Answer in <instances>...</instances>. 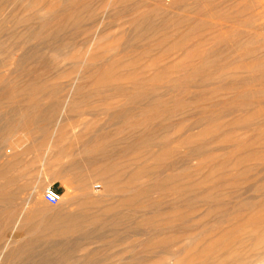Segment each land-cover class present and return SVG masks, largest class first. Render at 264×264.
<instances>
[{
    "label": "bare ground",
    "instance_id": "bare-ground-1",
    "mask_svg": "<svg viewBox=\"0 0 264 264\" xmlns=\"http://www.w3.org/2000/svg\"><path fill=\"white\" fill-rule=\"evenodd\" d=\"M1 1L0 4L3 3ZM69 1L67 6L61 5L63 8L55 14L56 18L43 26L47 32L46 38L52 39V43L55 40V46L51 49L59 52V55L65 51L59 58L67 62V68L61 72L62 78L70 83L82 79L84 83L96 87L113 86V91L119 93L127 91V88H123L126 85L132 86L139 99L133 94L134 106L131 109L114 108L113 104L121 103L120 100L107 101L106 104L112 106L106 110L115 111L111 112V118L122 115L124 122L121 128L138 129L140 137L126 139L129 140L125 141L128 147L121 149L119 154L129 159L123 169L129 170L124 174L115 173L112 177L115 180L120 178L121 184L116 189L112 185L116 184L114 179H102L105 194L100 197L91 188L95 174L101 175L118 164L114 161L102 166L91 155L101 152L108 156L113 147L110 145L112 138L106 136L108 134L96 136L90 141L91 148L87 147V154L80 161L74 159L69 164H61L57 174L65 182L73 185L79 182V185H75L74 196L64 201L67 206L58 208L51 219L52 226L42 230L43 235L63 237L83 232L86 230L85 224L105 223V219L114 212L123 219L125 215L121 211L124 208L137 211L153 208L152 215L146 210L139 221L141 228L149 227L152 231L140 248L159 252L157 259L161 264H170L171 261H176V264H249L254 256L263 258L264 251L254 254L247 248L252 243L258 249L264 247V26L254 27L257 21L264 25V0H170L169 3L156 0L151 1L154 2L151 5L147 0H109L107 6L111 9L120 7V14L129 12V9L130 13L140 11L128 20L135 36L130 38V35L128 39L129 34L123 31L118 42L87 50L86 59L83 53L77 52L81 45L77 36L88 30L83 28L82 22L85 18L95 17V1L101 0H83V4H79L78 0ZM15 7L14 12L9 14L11 19L31 20L26 15V6L16 4ZM175 9L178 12L170 14ZM145 24H148L146 30L143 28ZM67 26H71L72 35L56 39L55 31ZM4 30L0 26V56L6 47L3 48L4 43L9 42L8 37L5 39ZM148 31L152 34L162 32L163 35L159 34V38L146 36ZM18 33L17 37L23 41ZM145 39L148 43L138 45V41ZM17 40L16 43H19ZM22 41V45L9 42L13 45H8L11 50L8 47L5 49L10 53L22 51L21 55L14 52L10 60L0 62V68L12 64L21 68L20 73L18 71L16 74L10 69V74L0 76V119L5 121L0 128L11 129L19 125L25 129V136L29 140L46 126L48 120L55 119L58 111L52 104L31 110L20 108L23 98L28 97L31 104L38 105L40 100L51 103L54 97L62 95L65 87L59 82L50 84L47 79L40 80L39 76L33 75L37 69L35 71V68L27 66L37 62L34 59L36 53L27 45L28 48L24 47ZM61 43H64V48ZM107 53L111 55L109 59H105ZM80 63L85 67L75 75L74 68ZM198 78L216 83H207L202 89L193 90L191 83ZM77 91L82 92V88ZM146 96H150V100H146ZM78 107L76 104L74 109ZM3 140L4 143L9 142L8 138ZM210 145H214L213 151L209 149ZM176 157H182L184 162L192 165L181 176L174 174L178 168L174 165L178 159ZM149 161L150 164L144 166ZM9 167L12 168L10 164ZM163 170L170 173L161 178ZM146 178L157 180L155 184L148 185L143 183ZM16 181L11 177L7 183ZM28 184L25 187L28 195L26 205H32L29 207L32 212L23 209L14 220V215L20 209H13L8 213V225L13 222L25 229L37 212L48 208L40 196L41 190H44L43 182L37 186L34 182ZM246 184H251L250 189ZM19 190V187L0 189V202L12 201ZM168 190L174 192L176 201L173 200L169 208L163 209L162 197L153 199L150 194L154 191L167 193ZM249 191L254 196L244 197L243 194ZM184 194L190 198L185 199ZM115 195H118L117 201L105 204ZM194 199L199 203H192ZM1 211L0 222L3 220ZM161 215L163 219H158ZM212 215H215L214 218H211ZM209 220L218 221L213 227H201L208 226ZM110 230L113 231L112 227ZM95 231L87 233L86 239L94 240ZM173 235L175 238L172 239ZM117 236L116 241L120 242L119 234ZM79 243H69L63 253L72 249L71 246L83 247L88 241ZM99 254L100 251L93 250L90 256ZM144 263L143 260L137 262Z\"/></svg>",
    "mask_w": 264,
    "mask_h": 264
},
{
    "label": "rangeland",
    "instance_id": "rangeland-1",
    "mask_svg": "<svg viewBox=\"0 0 264 264\" xmlns=\"http://www.w3.org/2000/svg\"><path fill=\"white\" fill-rule=\"evenodd\" d=\"M151 1L155 2L156 0H147V3L149 5L154 4V2ZM166 1H168L169 3L170 0ZM1 2L3 3L0 4V26H2V29H5L3 32V34H5L4 36H6L5 39L7 37L9 38L7 39V42L9 41L13 44L14 41L15 45L19 43L20 45H22V40L20 41V38L17 37L16 34L20 32L22 35L20 33H18V35L22 36L21 39L26 42L25 44L22 41L23 45H25L24 47L28 46L30 49L32 48L36 53L34 55L36 58L34 59L37 62L32 63L33 65L29 64L28 66H26L28 68L31 67L30 69L35 68V71L37 69L38 74H36L37 72H34L33 75L39 76L38 79H47L48 83L50 84L59 82L65 87V91L62 92V95H57L56 97H54L51 103L49 101L40 100V103L38 105L33 103L31 104L28 102V97L23 98L22 104L19 105L20 108L23 107L24 109L31 110L32 108L37 109L38 107L42 108L43 106H49L50 104H52L55 110L57 109L58 111L57 117L55 119L48 120L46 122V126L40 129V132L38 131V128L36 131H38L39 135L35 131L36 133L31 136L32 139L30 138L28 140V137L25 136V129L23 127L20 128L19 125L15 127L13 126L11 129L0 128V167L3 166V172L0 176V189L9 190L17 189L18 187L20 188L16 197L12 201L0 202V210H3L1 211L3 213V220L0 222V264H137V262L140 260L145 261L144 264H161L159 262V259H157L159 252L143 251L140 248L146 236L152 231H150L151 229L149 227L141 228L139 221L141 220V217L146 210V213L152 215V212L154 211L153 208L152 210H150L151 208H148L144 211L143 209H138L137 211L135 209L127 208L125 210L124 208L121 211L122 215H125L123 216V219L119 217L116 212L111 213L108 218L109 220H105L109 221V223L107 222L108 224H112L113 226H115L114 230L112 225L109 226L106 221H104L107 225H105V223H88L84 225V227H86V230H84L83 232H78L63 237L57 235L52 236L48 234L43 235L42 230H44L45 227L52 226L51 223L53 221H51V219L55 217V214L59 210L58 208H65L67 206V203H64V201H66V198L74 196V194L76 193L75 185H79V182H75L76 184L74 185L69 184L57 174L58 170L61 168V164H69L71 161H74V159H78L80 161V159L87 154V152L85 151L87 150V147L91 148L90 141H92L96 136L101 135L104 137L105 134H108L106 136L110 139L112 138L113 141L110 142V145L113 147L110 149L111 146L109 145L110 150L108 152V156L107 154H101V152H99L100 154L95 153V155L93 153L91 155V158H94V161H100L102 166L109 163L113 164L114 161V163L118 164L113 169L105 170L101 175L95 174V178L91 183V188L93 191H96V196L100 197V195L105 194V184L103 180L114 179L112 177L116 175L115 173L124 174L129 170H123L126 160L128 161L129 159L123 158L119 154V152L121 153V149L128 147V143H125V141L129 142V140H126L127 138H139L140 133H137L138 129L131 130V128H125L123 130L121 128V124L122 122H124L123 116L115 115L116 117L111 118L112 113H114L115 111L113 112L112 110H106L108 107L112 106L111 104H106V102H118L122 100L121 103L113 104V107L117 109L124 107L126 110H128L131 109L132 106H134L133 97L134 95H136L137 99L138 93H136L135 89L130 85H126V87H123L127 88V91L125 93L124 91L119 93L113 91V89L115 88L113 86L96 87L91 83H84L82 79L78 82L70 83V81H68L66 78H62L61 72L65 68H67V62L62 61L61 59L59 60V58L60 55H63L65 51H62V53L59 55V52L57 53L51 49L55 46V40H53L52 43V39L50 40L49 38H46L47 32L44 30L45 28L43 29V26L45 23H47V21H52L54 17L56 18L55 14H57L60 8H63L64 5L67 6L70 3L69 0H2ZM78 3L83 4L84 1L78 0ZM107 3H109V0L95 1L94 8L97 14L94 18H85L82 22V25L84 26L83 28H88V30L78 34L77 40L81 43V45L77 49V52L81 54L83 53V57L86 55L87 50L90 51L92 50V48H96L105 43L109 44L118 42L123 31H126L127 34H129V36L127 37L128 39L132 38V36L134 38L135 36V32L133 31L134 29L130 27V25L128 24V20H130L133 16L139 14L140 11L136 13V11L133 12L134 10H132L133 13H130L129 9V12L120 14V7L116 6L114 7V9H111L107 6ZM16 4L26 6V15L31 20L24 22L20 21L17 18L11 19L10 15L14 12L13 9L16 8ZM61 5L63 7H61ZM173 11L174 12H170V14H173L176 11L178 12V9H175ZM56 22L57 21L52 22V25H54V23ZM147 26L148 24H145L143 28L146 30ZM263 26L264 25H262L261 21H257L254 27L262 28ZM70 27L71 26H67L63 27V30H56L54 33L55 36L57 35L56 39L59 38V40H61L65 39L69 35H72V28ZM149 33L150 31L146 33V36L154 35L159 38V36L163 35L162 32L157 34ZM14 39H18L17 41L19 43H16ZM145 40L141 42L138 41V45L140 44V46H143V44L148 43L147 39ZM8 43H4L3 45V48L5 46L6 47L2 49L4 53L0 56L1 63L3 61L10 60L14 52H16L14 49L13 53L5 50L8 45H12ZM10 46L8 47L9 51L12 47ZM61 47L64 48V43H61ZM20 52L16 53H19V55H21L22 51ZM7 53L8 55L6 56ZM101 54L103 55L104 53ZM86 57H84V59H86ZM110 57V53H107L106 58L102 57V59H109ZM41 60L43 61V63H41ZM101 62L102 61H100V63ZM96 64L95 66H98ZM84 65L85 64L80 63L75 66V75L79 74L78 72L85 67ZM26 66H24L25 69L27 68ZM18 67L16 68L15 64L9 65L7 68H5V66L1 67L0 76H5L6 73L7 75L10 74V69H13V71L17 74L19 69H21L20 66ZM16 69L17 71H15ZM202 75L203 74H200V76ZM207 83L215 84L216 81L204 82L202 79L198 78L197 81L191 83V86L192 88H194L193 90H196V88L202 89L205 84L208 85ZM72 84H74V86ZM1 88L2 87L0 86V89ZM78 88H82V92H78ZM99 88L103 89L99 90ZM131 88H133L134 90ZM132 90L134 91V93ZM146 100H150V96H146ZM128 101L131 102V104ZM76 104L79 105L78 109H74V106ZM9 106L13 107L14 104H10ZM3 123H5V121L3 119H0V124ZM33 136L34 138L36 136V141L33 140ZM5 138H8L9 142L4 143L3 139ZM114 140L118 141L119 143L115 142ZM116 145L118 147H116ZM112 149H114L117 153ZM209 149L213 151L214 145H210ZM110 152H112L113 154ZM14 154L16 156H13ZM183 160L184 159L182 157H179L176 160V164L174 165L178 166V168L175 170L174 174L181 176L189 168H192V165H189L190 163L188 161L185 160L186 162H184ZM9 164L12 166L11 169L9 167ZM147 164H150V161L146 162L144 166ZM161 173L162 174L160 176L162 178L168 176V173H170V171L163 170ZM11 177L17 179V181L12 184L7 183L8 179H10ZM146 179L143 181V183L148 185H153V183L155 184V181L157 180L154 178ZM28 182H34L36 186L39 184V182H43L44 190H41L40 196L44 200V202L48 204V208L37 212V215L34 217V219H32L31 223H29L27 225L28 227H26L25 229L17 227V225L13 222L12 224L8 225V213L10 214L13 209H20L14 215V220H16V218L20 216L23 209L32 212V209L29 208L32 205H26V201H28V195L27 189L25 187H27ZM114 182H116V184L112 185H114V188L116 189L121 184L120 178L116 180L114 179ZM97 184H100L101 186L97 187ZM50 185H53L62 194L61 201L56 205L48 203L44 197V191ZM246 185L250 189L251 184ZM253 194V192L249 191L248 193L243 194V196L248 198L254 196ZM175 196L176 195H174V192L170 190H168L167 193L166 191H154L150 194V197L153 199L162 197L164 202L162 204L163 209L169 208V206H171L173 202L176 201ZM113 197L111 198V200H107L105 204L108 205L118 200V195H115ZM183 197L185 199L190 198L189 196L187 197V194H184ZM196 201L198 200L194 199V202H191L197 203ZM214 216L215 215H212L211 218H214ZM163 217L164 216L161 215L158 217V219H163ZM112 218L114 220H112ZM217 221L218 220H209L208 226L202 225L201 227H213L217 224ZM114 222L117 223V226ZM94 227L95 229L97 228L96 231ZM105 227H108L109 229H105ZM111 227L113 230L112 232L110 230ZM93 230L97 232L96 237L94 238V240L92 239L93 241L91 239L87 240V235L93 232ZM107 230L109 231L107 232ZM115 231L116 233H114ZM117 233L119 234V239L121 240L120 242L119 240L116 241L118 237ZM122 237L123 239H121ZM173 238H175V235L172 236V239ZM87 241V245L76 248H73L74 246H71L70 248L72 249L67 250L68 253L67 251L65 254L63 253V250L69 243H85ZM253 244L254 243H252L251 245L249 244L250 246L249 248H247L249 251L254 252V254L264 251V247H262L263 249H258ZM93 250L100 251V254L96 255L95 257L90 256V253ZM170 264H176V261H171ZM249 264H264V257L260 258V256H254L250 259Z\"/></svg>",
    "mask_w": 264,
    "mask_h": 264
},
{
    "label": "built area",
    "instance_id": "built-area-1",
    "mask_svg": "<svg viewBox=\"0 0 264 264\" xmlns=\"http://www.w3.org/2000/svg\"><path fill=\"white\" fill-rule=\"evenodd\" d=\"M96 186L100 187L101 185L97 184ZM44 197L48 203L56 205L61 201L62 194L53 185H50L45 189Z\"/></svg>",
    "mask_w": 264,
    "mask_h": 264
}]
</instances>
